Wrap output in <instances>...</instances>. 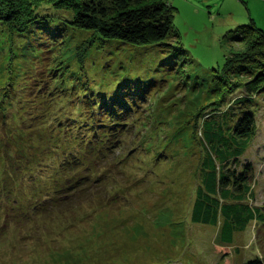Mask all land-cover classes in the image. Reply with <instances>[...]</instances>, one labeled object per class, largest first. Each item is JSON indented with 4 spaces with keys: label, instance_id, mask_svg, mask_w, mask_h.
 <instances>
[{
    "label": "rangeland",
    "instance_id": "374dc122",
    "mask_svg": "<svg viewBox=\"0 0 264 264\" xmlns=\"http://www.w3.org/2000/svg\"><path fill=\"white\" fill-rule=\"evenodd\" d=\"M167 1L187 57L183 70L163 74L154 67L168 57L166 52L175 53L173 48L145 52L142 67L147 74L139 77L144 68L140 66L133 79L156 81L144 107L134 115L137 124L125 149L93 159L92 170L107 178L103 183L89 185L76 199H53L35 215L27 209L42 198L33 188L21 197L24 207L12 199L0 200V264H237L261 255L253 225L237 233L232 245H223L215 228L192 224L189 212L201 160L199 120L219 108L220 94L229 88L213 74L221 70L227 55L243 48L232 37L236 26L252 22L264 31V0ZM63 34L65 41L49 54L19 47L25 36L13 34L11 27L0 32V86L18 88L15 102L3 103L4 115L0 114V181L8 178L9 164L15 168L12 177H20L32 166L36 183L55 176L45 171L48 154L63 151L62 147L56 150L61 125L53 115L63 105L68 112L61 113L65 119L72 108L64 102L52 103L47 112L50 102L39 97V86L74 88L70 97L80 91V85L83 90L87 85L107 92L117 75L112 73L113 60L126 67L141 59L130 45L105 42L95 33L63 28ZM29 35L31 39L38 34ZM250 69L253 74L238 81L254 78L256 65ZM98 75L106 79L101 84ZM255 120L256 133L244 158L254 165V203L263 205L264 95L257 100ZM66 181L65 177L62 184ZM100 201L106 204L99 206Z\"/></svg>",
    "mask_w": 264,
    "mask_h": 264
},
{
    "label": "trees",
    "instance_id": "16d2710c",
    "mask_svg": "<svg viewBox=\"0 0 264 264\" xmlns=\"http://www.w3.org/2000/svg\"><path fill=\"white\" fill-rule=\"evenodd\" d=\"M172 9L167 0H0V32L11 27L13 34L25 36L26 40L19 42V47H35L50 54L65 41V28L95 33L105 42L130 45L141 58L131 61L126 67L125 63L118 64L113 60L112 73L117 75L113 73L114 84L107 92L87 85L83 90L80 85V91L75 90L77 93L70 97L74 88L67 90L65 85L57 86V89H48V86L37 88L39 97L50 102L47 112L51 110L52 103L57 106L64 102L72 108L65 119L61 113L68 112L63 105L53 115L61 125L58 130L60 137H56V141L61 143L56 150L62 147L63 151L52 150L48 154L49 164L45 171L46 175L51 173L55 176L36 183L31 173L32 166L20 177H12L15 168L9 164L12 170L7 168L8 178L0 181V200L12 199L24 207L26 201L19 203L23 200L21 197L33 188L42 198L27 209L28 214L35 215L43 211L45 203L53 199L60 202L76 199L83 196L89 185L97 186L107 179L99 176L102 173L93 171L91 163L94 158L125 149V142L130 140V131L138 118L134 115L137 113L138 116V111L144 107V99L156 81L155 78L133 79L135 70L142 67L145 52H156L160 48L164 53L166 47L176 50L175 53L166 52L168 57L155 64L156 71L163 74L173 70L180 73L187 60L172 26ZM33 33L38 35L29 39V34ZM233 33V40L243 48L227 55L221 70L212 72L217 75L214 77L216 81L229 88L220 94L219 108H212L207 116L202 114L198 124L201 160L189 220L195 225L215 228L217 241L223 245H232L237 233L253 225V236L261 255L247 257L237 264H264V204L254 203V165L244 158L256 133L257 100L264 95L261 94L264 90V31L251 22L236 26ZM120 56L122 54L117 57ZM252 65H256L257 70L254 78L244 83L238 81L242 76L253 74L250 71ZM143 67L145 71L136 72L139 77L147 74ZM98 76L100 84L106 80L103 75L102 78ZM119 80L122 81L119 83ZM3 86H0V94L6 98L0 96V114L4 115L3 103L12 105L17 99L13 95L18 88L9 86L2 90ZM40 90L46 91L39 93ZM82 149L86 150L85 153L78 155ZM159 157L161 159L163 155L159 153ZM41 175L45 176L44 172ZM59 177L63 179L59 180ZM65 177L67 181L62 184ZM98 204L103 206L106 203L100 201Z\"/></svg>",
    "mask_w": 264,
    "mask_h": 264
}]
</instances>
